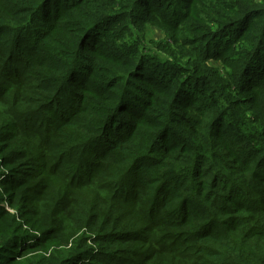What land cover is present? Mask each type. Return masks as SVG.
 <instances>
[{
  "label": "trees",
  "instance_id": "1",
  "mask_svg": "<svg viewBox=\"0 0 264 264\" xmlns=\"http://www.w3.org/2000/svg\"><path fill=\"white\" fill-rule=\"evenodd\" d=\"M0 264H264V0H0Z\"/></svg>",
  "mask_w": 264,
  "mask_h": 264
},
{
  "label": "rangeland",
  "instance_id": "2",
  "mask_svg": "<svg viewBox=\"0 0 264 264\" xmlns=\"http://www.w3.org/2000/svg\"><path fill=\"white\" fill-rule=\"evenodd\" d=\"M148 38L153 42V43H150L151 45H156L158 43H155V41H153L152 39H156L157 41H161V40H164L165 39V34L162 30H159V29H156V28H152L150 29V32H149V36ZM215 65L218 66V67H222V63L220 62H215Z\"/></svg>",
  "mask_w": 264,
  "mask_h": 264
}]
</instances>
